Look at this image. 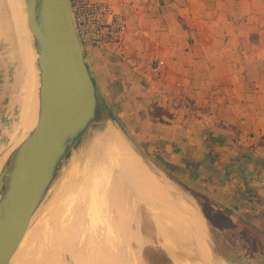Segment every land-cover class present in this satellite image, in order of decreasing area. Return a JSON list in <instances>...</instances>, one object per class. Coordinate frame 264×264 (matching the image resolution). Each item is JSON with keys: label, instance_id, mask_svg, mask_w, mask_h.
I'll list each match as a JSON object with an SVG mask.
<instances>
[{"label": "crops", "instance_id": "obj_1", "mask_svg": "<svg viewBox=\"0 0 264 264\" xmlns=\"http://www.w3.org/2000/svg\"><path fill=\"white\" fill-rule=\"evenodd\" d=\"M95 1L127 21L84 51L108 111L237 238L240 262L264 264V0Z\"/></svg>", "mask_w": 264, "mask_h": 264}, {"label": "bare ground", "instance_id": "obj_2", "mask_svg": "<svg viewBox=\"0 0 264 264\" xmlns=\"http://www.w3.org/2000/svg\"><path fill=\"white\" fill-rule=\"evenodd\" d=\"M0 10V58L11 85L10 103L7 111L3 113L5 120H9L11 124L8 130L13 141L9 147L11 151L35 124L38 86L36 55L26 25L24 0H0ZM101 134L103 140L96 138L94 145L99 149L104 146V152L110 154L103 158L111 156L114 160L110 163H106V159L97 162V159H93L96 156L94 153L99 150H90L87 158L89 160L84 162L82 169L71 167L70 179L63 183V191L68 196L76 194L79 198L72 197L69 204L67 202L66 206L60 207L58 200L62 196L54 199L55 194L36 223L26 231L10 264L70 262L69 256H73L72 252L69 255L60 253L54 256L57 251L46 250L37 241L40 238H49L57 227L59 232L63 229H74L78 234L75 237L74 251L76 257L80 258L77 263L71 264H126V259H137V253L129 248L130 241L136 238L139 244L143 243L133 228L137 222L134 205H144L148 209L157 235L166 243L182 248L187 246L196 254L193 261L189 257L182 263L174 259L175 264H202L208 253L214 264H222L208 251L205 242L207 239L201 229L197 227L196 231L200 238L187 224L182 203L188 204L191 199L190 208L197 216L193 199L189 197L186 202L181 193L171 196L170 192L175 190L174 187L156 176L151 179L149 169L138 157L132 156L135 161L130 160V148L122 140L116 127L109 126ZM119 142H124L125 146ZM7 153L0 154V166ZM124 165L122 169L121 166ZM54 202L56 205L53 206Z\"/></svg>", "mask_w": 264, "mask_h": 264}, {"label": "water", "instance_id": "obj_3", "mask_svg": "<svg viewBox=\"0 0 264 264\" xmlns=\"http://www.w3.org/2000/svg\"><path fill=\"white\" fill-rule=\"evenodd\" d=\"M24 7L36 55V118L21 142L5 151L0 166V264L11 263L26 231L55 194L54 199L62 196L60 207L66 198L78 196L63 191L71 167L82 169L90 150H99L94 153L97 162L108 158L103 156L110 153L104 152V146L96 147L94 141L98 137L103 140L101 133L109 126L118 129L122 140L156 178L174 187L171 196L181 193L193 199L204 220L205 242L211 252L227 264H240L197 197L156 165L108 111L76 34L72 0H24ZM109 158V163L114 160Z\"/></svg>", "mask_w": 264, "mask_h": 264}, {"label": "rangeland", "instance_id": "obj_4", "mask_svg": "<svg viewBox=\"0 0 264 264\" xmlns=\"http://www.w3.org/2000/svg\"><path fill=\"white\" fill-rule=\"evenodd\" d=\"M0 16H1V12H0ZM84 48H85V50H88L89 47H84ZM10 87H11L10 80L5 75V69H4L3 64L1 63V58H0V122H1L0 123V153L5 152L7 149H9V147L12 145V142H13L12 137L11 136L9 137V131H8L10 129L11 124H10L9 120H7V119L5 120L6 116L3 114L5 111H7V107L9 106V103H10V99H9L10 98L9 94H10V90H11ZM1 114H3L2 115L3 118L1 117ZM119 143L123 147L125 146L124 142H119ZM130 151H131V153H130L131 156L129 159L132 161H135V158H133V157L134 156L137 157V156L135 155V153L131 149H130ZM113 153L116 154L115 152H113ZM121 155H124V154H121ZM122 157H125V156H122ZM111 159L112 158H106V161H111ZM107 163H109V162H107ZM123 167H125V165L121 166L122 169H123ZM139 172L142 173L140 170H139ZM152 174L153 173H151V172L149 174V177L151 179L155 176ZM144 176L145 175H143V177ZM182 187L187 189L183 185H182ZM188 191L191 192L190 190H188ZM183 197L186 198V202L189 200V197L187 195L186 196L183 195ZM190 201H191V199L188 201V204L183 202L182 206H183L184 212L186 214L185 218L188 222L187 224L191 227L192 232L195 233L197 231V227H199V224H198L199 218H198V215L196 216L193 213V211L191 210ZM198 201L200 202L199 199H198ZM62 202H64L63 204H64V206H66L69 202H71V200H68V198H66ZM203 208H204V206H203ZM133 210H134V215H135L136 221H137L136 226L133 228L136 229V232L138 233L139 237L142 239L143 243L139 244L136 241L137 238L136 239L134 238L135 240L130 241L129 248H131L132 250H134L137 253L138 258L137 259H126L127 260V261L125 260L126 264H170V263L175 264L174 259H178L180 261V263H182V261L186 260L187 257H189V259H191L192 261L196 258V254L191 252V249L188 248L187 246H185L183 248L179 247V246H172V245L166 243V241L164 239H162L161 237H159L157 235L156 226H155V224H154V222L150 216L148 209H146L144 205H134ZM63 231H65V232H63ZM63 231L59 232L58 227H57L55 229V232L52 233L49 236V238H47V239H46V237H45V239L40 238L37 241L40 245H44L46 250L50 249L53 252L57 251L54 253V256L60 255V253L61 254L63 253L62 255H64V254L69 255L72 252L73 256H69L70 257L69 259H71V260H69L70 262H67L66 264H71L73 262L77 263L80 256L76 257L77 254L74 251V246L76 244V238L75 237L78 234L76 231H74V229H70V230L69 229H66V230L63 229ZM220 233L226 242L229 241L231 243V248L233 251H234L233 247H236V249H237V246H238L237 238L234 239L233 236H231V233L229 231H220ZM195 235L200 237L198 232H196ZM163 245L165 247H162ZM229 246H230V244H229ZM235 254H237V253H235ZM237 257L239 259V256H237ZM216 258L218 260H220L222 262V264H227L223 258L219 259L217 256H216ZM239 263L240 264H246V263L240 262V259H239Z\"/></svg>", "mask_w": 264, "mask_h": 264}, {"label": "built area", "instance_id": "obj_5", "mask_svg": "<svg viewBox=\"0 0 264 264\" xmlns=\"http://www.w3.org/2000/svg\"><path fill=\"white\" fill-rule=\"evenodd\" d=\"M73 22L83 49L97 48L108 43H119L127 30L123 14L115 12L103 1L72 0ZM159 61L156 67L161 66Z\"/></svg>", "mask_w": 264, "mask_h": 264}, {"label": "trees", "instance_id": "obj_6", "mask_svg": "<svg viewBox=\"0 0 264 264\" xmlns=\"http://www.w3.org/2000/svg\"><path fill=\"white\" fill-rule=\"evenodd\" d=\"M84 51H85V48H84ZM170 261V260H169ZM170 264H172V263H170Z\"/></svg>", "mask_w": 264, "mask_h": 264}]
</instances>
